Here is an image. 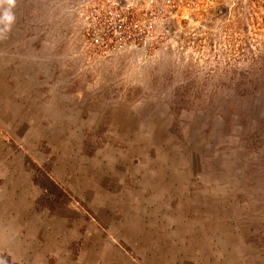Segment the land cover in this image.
I'll return each mask as SVG.
<instances>
[{
  "label": "rangeland",
  "instance_id": "rangeland-1",
  "mask_svg": "<svg viewBox=\"0 0 264 264\" xmlns=\"http://www.w3.org/2000/svg\"><path fill=\"white\" fill-rule=\"evenodd\" d=\"M0 264H264V0H0Z\"/></svg>",
  "mask_w": 264,
  "mask_h": 264
}]
</instances>
